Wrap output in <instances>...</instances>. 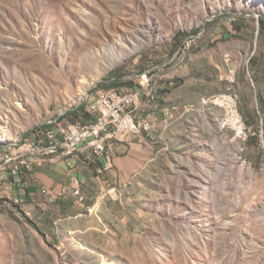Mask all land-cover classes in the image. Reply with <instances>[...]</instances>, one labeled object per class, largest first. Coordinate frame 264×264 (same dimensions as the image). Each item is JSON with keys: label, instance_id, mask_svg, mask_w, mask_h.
<instances>
[{"label": "rangeland", "instance_id": "rangeland-1", "mask_svg": "<svg viewBox=\"0 0 264 264\" xmlns=\"http://www.w3.org/2000/svg\"><path fill=\"white\" fill-rule=\"evenodd\" d=\"M227 16L236 29L264 26V0H0V147L82 107L102 83L133 88L156 66L157 84L170 63L219 47L204 42L227 31ZM208 105L225 136L211 124L205 141L191 131L193 150L130 186L140 194L130 204L107 208L94 245L12 239L0 223V264H264L262 137L221 132L225 109ZM0 195V210L20 212L12 192Z\"/></svg>", "mask_w": 264, "mask_h": 264}, {"label": "crops", "instance_id": "crops-1", "mask_svg": "<svg viewBox=\"0 0 264 264\" xmlns=\"http://www.w3.org/2000/svg\"><path fill=\"white\" fill-rule=\"evenodd\" d=\"M230 20L227 16V31L220 37L204 42L207 46L210 40L217 41L219 47L194 51L178 63H170L159 72L156 98H136L138 115L154 123L152 138L144 133H118L111 167H106L104 155L96 156L83 146L75 157H36L33 163L38 165L22 179L0 181V194L7 186L11 191L6 192L13 195L9 198L23 200L16 201L20 212L0 210V223L12 226L6 229L8 238H34L44 245L52 240L60 245H94L91 234L107 229L103 219L107 208L130 204L132 197L140 196L130 186L151 183L153 175L167 165L169 155L193 150L197 141L189 140L191 131L198 130L199 142L208 139L203 125H214L220 133L217 119L221 110L206 102L213 95L236 91L242 115L258 130L264 129V26L247 24L236 29ZM230 70L235 74L236 89H229ZM77 189L84 200L74 194ZM93 204L94 213L87 214L86 207ZM16 230H20L18 235Z\"/></svg>", "mask_w": 264, "mask_h": 264}, {"label": "built area", "instance_id": "built-area-1", "mask_svg": "<svg viewBox=\"0 0 264 264\" xmlns=\"http://www.w3.org/2000/svg\"><path fill=\"white\" fill-rule=\"evenodd\" d=\"M194 39L188 40L185 46H190ZM176 57L177 54L170 61ZM155 68L156 66L145 71L144 82L133 88L110 87L108 93H101V88L96 89L94 94L86 99L84 105L83 113L88 115L87 118L81 117L76 121H69L64 114L62 119L53 120V126H47L42 133L29 136L21 145L13 147L10 151L0 153V161L7 153H24L26 155V162H23V167L19 172L3 174V181L8 180L10 177H13L15 181L16 179H22L38 165L27 159V152L36 153L37 150L54 152L55 148H59V141H68L69 148H71L78 141H82L84 137H99L100 142H107V150H99V148H96L93 154L96 156L104 155L107 159L106 167L109 168L112 166L115 139L117 134L122 132L123 126H130L131 134L144 133L145 136L152 138L154 123L149 119L143 118L141 126H134V112L137 111H132V103L136 97L143 96L145 88L150 84V76ZM227 80L229 82V89H236L235 74L232 70L227 73ZM222 103L226 105V102ZM234 120H244V126L252 125L246 121L245 117L225 118L221 132L232 134L234 139L244 138V129H235ZM61 127H68V134H61ZM256 134L262 137L264 143V129L258 130L254 127V135ZM11 184L13 185L14 183L12 182ZM5 189L8 190L9 188L6 186ZM42 190L44 193L48 192L46 187H43ZM74 194L81 193L77 189L74 191ZM13 199L15 202L23 201L21 197H15ZM86 211L94 213V211Z\"/></svg>", "mask_w": 264, "mask_h": 264}, {"label": "bare ground", "instance_id": "bare-ground-1", "mask_svg": "<svg viewBox=\"0 0 264 264\" xmlns=\"http://www.w3.org/2000/svg\"><path fill=\"white\" fill-rule=\"evenodd\" d=\"M174 61V59L172 60ZM171 62V61H169ZM168 62V63H169ZM167 64V63H166ZM90 83L89 85H91ZM156 88L157 84L153 83L152 78L150 79V84L147 88H145L143 95L148 96L149 98L153 99L156 96ZM95 90V89H94ZM109 88H101V93H108ZM92 95V94H91ZM90 94L87 95L86 99L91 96ZM139 98V97H136ZM134 99L132 103V111H137L136 106L134 105L135 100ZM239 95L236 91L231 90L225 93H220L213 95L211 98L207 99L206 102H213L214 104L221 106L225 109V115L221 121V127L224 126V119L225 118H244L242 113L239 110ZM222 102H226V105ZM64 113H61L59 116L56 117L55 120L62 119ZM142 125V118H140L137 115V112H134V126H141ZM234 128L235 129H244V137H250L254 135V127L253 125H245L244 126V120H234ZM46 127L43 125H39L38 127H35L32 129V133L35 135L37 133H42L43 130H45ZM122 132H130V126H123ZM61 134H68V127H61ZM153 135V133H152ZM89 137H84L82 141H78L76 145L69 148L68 141H59V148H55L54 152L47 151V150H37L35 152H27V159H29L30 162H33V159L36 157H43L50 160H55L60 157H75L81 150L83 146H87L95 151L96 148H99V150H107V142H100L99 137H91V139H88ZM24 138H17L9 145L8 149H4L3 147H0V153H4L6 151L12 150L13 147H16L18 145H21L24 141ZM23 162H26V155L24 153H7L4 158L1 159L0 163L4 164L5 166H9L10 173L11 172H19V170L23 167ZM1 164V165H2ZM81 199H83V195L78 194ZM96 206L95 204L89 205L86 207V210L95 211ZM87 214H92V212H87ZM85 213V214H86Z\"/></svg>", "mask_w": 264, "mask_h": 264}, {"label": "trees", "instance_id": "trees-1", "mask_svg": "<svg viewBox=\"0 0 264 264\" xmlns=\"http://www.w3.org/2000/svg\"><path fill=\"white\" fill-rule=\"evenodd\" d=\"M101 86H105L106 88H110L111 86H116V83H112V84H104V83H102ZM83 111H84V105L82 107H77V108L73 109L68 114L71 117L72 121H76V120H78L81 117H84V118L88 117V115L84 114ZM43 126L44 127L53 126V123L52 124H44Z\"/></svg>", "mask_w": 264, "mask_h": 264}]
</instances>
